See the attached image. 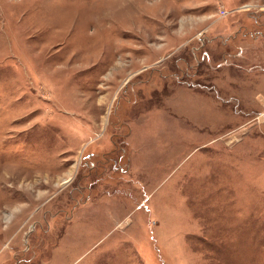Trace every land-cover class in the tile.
<instances>
[{
    "label": "rangeland",
    "instance_id": "rangeland-1",
    "mask_svg": "<svg viewBox=\"0 0 264 264\" xmlns=\"http://www.w3.org/2000/svg\"><path fill=\"white\" fill-rule=\"evenodd\" d=\"M0 264H264V0H0Z\"/></svg>",
    "mask_w": 264,
    "mask_h": 264
},
{
    "label": "crops",
    "instance_id": "crops-1",
    "mask_svg": "<svg viewBox=\"0 0 264 264\" xmlns=\"http://www.w3.org/2000/svg\"><path fill=\"white\" fill-rule=\"evenodd\" d=\"M239 36V35H238ZM189 90H192L191 89V87H187ZM195 91V90H194ZM196 92V91H195ZM196 94L197 95H199V94H201V93H199V92H196ZM208 101H209V103H211V100L210 99H208ZM183 113H185V110L183 111ZM197 114V115H196ZM187 115L189 116V118L193 121V122H195V123H197V124H199V125H204L205 123H206V118L205 117H203L200 113H197V111H194L193 109H190L189 108V110H188V112H187ZM194 115H196V116H194ZM208 121L210 122V119H208Z\"/></svg>",
    "mask_w": 264,
    "mask_h": 264
}]
</instances>
